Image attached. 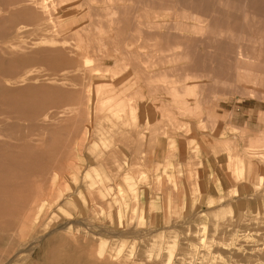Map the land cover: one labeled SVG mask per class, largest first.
Listing matches in <instances>:
<instances>
[{
  "label": "rangeland",
  "instance_id": "obj_1",
  "mask_svg": "<svg viewBox=\"0 0 264 264\" xmlns=\"http://www.w3.org/2000/svg\"><path fill=\"white\" fill-rule=\"evenodd\" d=\"M126 1L0 0V264L57 237L69 261L264 264V69L240 47L264 0ZM197 20L235 42L179 37Z\"/></svg>",
  "mask_w": 264,
  "mask_h": 264
},
{
  "label": "bare ground",
  "instance_id": "obj_2",
  "mask_svg": "<svg viewBox=\"0 0 264 264\" xmlns=\"http://www.w3.org/2000/svg\"><path fill=\"white\" fill-rule=\"evenodd\" d=\"M132 1V0H131ZM156 1V0H155ZM160 1V0H159ZM181 1V0H180ZM179 1V2H180ZM68 2V1H67ZM98 2V1H97ZM127 3L129 2V0L128 1H126ZM154 2V1H153ZM175 2V1H174ZM214 2V1H213ZM256 2V1H255ZM83 4H84V2H82ZM135 3H137V2H135ZM146 3H147V1H146ZM155 3V2H154ZM182 3V2H181ZM205 3V2H204ZM231 3H232V1H231ZM131 4H133L132 2H131ZM143 4V3H142ZM92 5V4H91ZM96 5V4H95ZM95 5H94V7H95ZM111 5V4H110ZM135 5V4H134ZM182 5V4H181ZM219 5V4H218ZM223 5V4H222ZM233 4H231V6H232ZM97 6V5H96ZM105 6V5H104ZM124 6V5H123ZM127 6V5H126ZM138 6L140 7L141 6V4L139 5L138 4ZM158 6V5H157ZM217 6V5H216ZM89 7V6H88ZM175 7V6H174ZM177 7V6H176ZM175 7V8H176ZM105 8V7H104ZM180 8V7H179ZM195 8V7H194ZM218 8H220V6L218 7ZM257 4L256 3H254L252 6H250V8H248V13H249V15H251V14H253V15H255V14H257ZM93 9V8H92ZM95 9V8H94ZM97 9H100V8H97ZM116 9L118 10V8L116 7ZM131 8L129 7V10H130ZM134 9V8H133ZM138 9V8H137ZM141 8H139L138 10H140ZM178 9V8H177ZM91 10V9H90ZM102 10V9H101ZM109 10V9H108ZM108 10L106 9V14H107V12H108ZM129 10H127V11H129ZM132 10V9H131ZM135 10V9H134ZM147 10H149V9H147ZM147 10H146V12H147ZM214 10V9H213ZM126 11V10H125ZM136 11V10H135ZM222 11V10H221ZM246 11V10H245ZM112 12V14H113V12H115V11H111ZM131 12H133V10L131 11ZM141 12V11H140ZM160 12V11H159ZM172 12V11H171ZM202 12V11H201ZM214 12V11H213ZM90 13V12H89ZM109 13V12H108ZM118 13V12H117ZM116 12H115V14H113V15H115L116 16V14H117ZM124 13V12H123ZM150 13V12H149ZM148 13V14H149ZM169 12H167V14H168ZM194 13L195 14H198V12L195 10L194 11ZM205 13V12H204ZM208 13H209V11H208ZM211 13V12H210ZM209 13V14H210ZM59 14V13H58ZM110 14V13H109ZM112 14H111V16H112ZM119 14V13H118ZM128 14V13H127ZM171 14V13H170ZM223 14H225V13H223ZM199 15V14H198ZM201 15V14H200ZM125 16H126V14H125ZM169 16V15H168ZM174 16V15H173ZM210 17H211V15H209ZM227 16V15H226ZM242 16H243V14H242ZM246 16H248L247 14H246ZM65 17V16H64ZM83 17V16H82ZM117 17H119L118 15H117ZM124 17V16H123ZM162 17V16H161ZM212 17H214L213 15H212ZM218 17V16H217ZM223 17H224V15H223ZM260 17V16H259ZM112 18H114V17H112ZM128 18V17H127ZM127 18H125V20L127 19ZM139 18V17H138ZM228 18V17H227ZM248 18V17H247ZM246 18V19H247ZM256 18V17H255ZM107 19V18H106ZM108 19H110V18H108ZM116 19V18H115ZM140 19V18H139ZM166 19V18H165ZM165 19H163V20H165ZM111 20H113V19H111ZM110 20V21H111ZM119 20H120V18H119ZM118 20V21H119ZM135 20L137 21V19H136V16H135ZM161 20H162V18H161ZM162 20V21H163ZM168 20V19H167ZM177 20V19H176ZM175 20V21H176ZM223 20V19H222ZM257 20V19H256ZM121 22H122V20H120ZM128 21H129V19H128ZM132 21H133V19H132ZM139 21V20H138ZM245 21V20H244ZM106 22H107V20H106ZM123 22H125V21H123ZM147 22V21H146ZM154 22V21H153ZM157 22H159L158 20H157ZM156 22V23H157ZM183 22V21H182ZM226 22H227V20H226ZM246 22L248 23V20H246ZM255 22V21H254ZM264 22V21H263ZM137 23V22H136ZM151 23V22H150ZM160 23V22H159ZM162 23V22H161ZM164 23V22H163ZM166 23V22H165ZM181 23V22H180ZM245 23V22H244ZM256 23H257V21H256ZM262 23V22H261ZM62 24V23H61ZM124 24V23H123ZM146 24V23H145ZM152 24V23H151ZM217 24V23H216ZM148 25V24H147ZM160 25V24H159ZM174 25V24H173ZM193 25V24H192ZM196 25V24H195ZM224 25H225V23H224ZM227 25V24H226ZM228 25H229V23H228ZM227 25V26H228ZM243 25V24H242ZM246 25V24H245ZM259 25H260V27H259ZM256 24L255 25V23H253L252 25H251V27H250V24L249 25H246L247 26V28H249L250 29V32H252V33H256L255 31L257 30V34H261V32L264 30V23H262V24ZM149 26V25H148ZM176 26V25H175ZM179 26H181V24H179ZM186 26V25H185ZM189 26V25H188ZM197 26L198 27H196V30L197 31H188V30H186V29H179V37H186L187 36V38L189 39V35H188V33L190 34H193V36L194 35H196V36H198V37H196V36H194L195 38V40H196V38L198 39V40H200L203 44H204V46L205 47H207L208 48V50H210V52H211V49H212V47H218V45H232L233 43H232V39H233V36H231L230 37V39L228 40V36H226L225 35V33H226V31H224L225 33H223L222 32V30H219V31H217L216 32V30H215V26L213 27V25H211L210 23H205V22H200V20H197ZM249 26V27H248ZM64 27H66V25L64 26ZM112 27V26H111ZM137 27H138V25H137ZM142 27V26H141ZM165 27V26H164ZM226 27V26H225ZM60 28V27H59ZM83 28V27H82ZM118 28V27H117ZM128 28V27H127ZM160 28V27H159ZM183 28H184V25H183ZM186 28V27H185ZM190 28V27H189ZM191 28H194V27H191ZM233 28V27H232ZM244 28V27H243ZM104 29V28H103ZM111 29V28H110ZM122 29V28H121ZM139 29H140V27H139ZM143 29V28H142ZM146 29V28H145ZM144 29V30H145ZM216 29H217V26H216ZM221 29V28H220ZM246 28H244V30H245ZM65 30H66V28H65ZM131 30V29H130ZM138 30V29H137ZM147 30V29H146ZM145 30V31H146ZM165 30V29H164ZM175 30V29H174ZM218 30V29H217ZM235 29L233 28V31H234ZM243 30V29H242ZM241 30V31H242ZM243 30V31H244ZM112 31V30H111ZM122 31H124V30H122ZM121 31V32H122ZM142 31V30H141ZM151 31H153V30H151ZM155 31V30H154ZM153 31V32H154ZM160 31V30H159ZM159 31H158V33H159ZM178 31V30H177ZM231 31V30H230ZM233 31H232V33H233ZM259 31H261L260 33H259ZM74 32V31H73ZM76 32V31H75ZM156 32V31H155ZM219 32V34L218 35H216L217 33ZM249 32V33H250ZM123 33V32H122ZM186 33V34H185ZM222 33H223V35H225V37H223L222 36ZM227 33H229L228 31H227ZM243 34H244V32H242ZM246 33V32H245ZM72 34V33H71ZM77 34H78V36H79V33H77L76 32V36H77ZM165 34V33H164ZM170 34V33H169ZM174 34V33H173ZM176 34V33H175ZM190 34V35H191ZM235 34V33H234ZM237 34V33H236ZM242 34V35H243ZM248 34V33H247ZM67 35V34H66ZM229 35V34H228ZM239 35V34H238ZM237 35V36H238ZM263 34H261V36H262ZM192 36V35H191ZM230 36V35H229ZM241 36V35H240ZM264 36V35H263ZM260 37V38H256L255 36L254 37H249V35H248V37H249V40H248V38H247V41H246V39L245 38H243L242 36V39H241V37H240V39H241V41L243 40V39H245V40H243L242 41V44H241V46H240V44L238 45V46H240V47H242V51H241V54H246L245 55V57H246V59L247 58H249V62H251V63H249V65L252 67V68H255L256 70L257 69H264V65H262V61H261V58H262V55H264V37ZM259 37V36H258ZM78 39H81L80 37H77ZM166 38V37H165ZM171 38V37H170ZM177 38V37H176ZM232 38V39H231ZM140 39V38H139ZM142 39V38H141ZM159 39V38H158ZM153 40V39H152ZM194 40V41H195ZM235 40H237V37H236V39ZM258 40V41H257ZM259 40H260V43H259V47H257V45H256V41L257 42H259ZM134 41V40H133ZM175 41V40H174ZM240 41V40H239ZM170 42H171V40H170ZM196 42V41H195ZM233 42H235L234 41V39H233ZM237 42V41H236ZM150 43V42H149ZM194 43V42H193ZM138 44V43H137ZM214 44V45H213ZM235 44V46H236V43H234ZM238 44V43H237ZM165 45V44H164ZM164 45H163V47H164ZM136 46V45H135ZM134 46V47H135ZM166 46V45H165ZM184 46H186L185 44H184ZM235 46H232V50L230 51V52H232L233 51V48H235ZM103 47V46H102ZM129 47V46H128ZM173 47V46H172ZM227 47V46H226ZM161 48H162V46H161ZM167 48V47H166ZM95 49V48H94ZM193 49H195V48H193ZM214 49V48H213ZM213 49H212V51H213ZM237 49H240L239 47L237 48ZM126 50V49H125ZM166 50V49H165ZM192 50V49H191ZM190 50V51H191ZM206 50V49H205ZM222 50V49H221ZM229 50V49H228ZM235 50V49H234ZM236 51V50H235ZM258 51V52H257ZM129 52V51H128ZM136 52V51H135ZM192 52H193V50H192ZM239 52V51H238ZM257 52V53H256ZM132 53V52H131ZM156 53V52H155ZM194 53V52H193ZM235 53V52H234ZM195 54V53H194ZM210 54H212V53H210ZM213 54H215L214 52H213ZM212 54V55H213ZM231 54V53H230ZM233 54V53H232ZM257 54H259V56L261 57H257L256 55ZM154 55V54H153ZM191 55V54H190ZM196 55V54H195ZM204 56V55H203ZM215 56L216 55H214V58H215ZM157 57V56H156ZM183 57V56H182ZM185 57H187V56H185ZM212 57V56H211ZM233 57H234V55H233ZM181 58V57H180ZM213 58V59H214ZM223 58H225L224 56H223ZM150 59H155V58H150ZM186 59V58H185ZM212 58H210V60H211ZM221 59V58H220ZM238 59V58H237ZM241 59V58H240ZM193 60V59H192ZM222 60V59H221ZM225 60V59H224ZM155 61V60H154ZM190 61V60H189ZM241 61V60H240ZM110 62V61H109ZM140 62V61H139ZM152 62H153V60H152ZM214 62H215V59H214ZM238 62V61H237ZM154 63V62H153ZM176 63H178V62H176ZM179 63H182V62H179ZM187 63V62H186ZM195 63V62H194ZM169 64H170V62H169ZM209 64H210V62H209ZM213 64V63H212ZM224 64V63H223ZM238 63H236V65H237ZM109 65V64H108ZM226 65V64H225ZM235 64H234V67L236 66ZM110 66V65H109ZM141 66H143V65H141ZM186 66V65H185ZM219 66H221V64L219 65ZM238 67H240V65H237ZM177 67H178V65H177ZM182 67H184V66H182ZM225 67V66H224ZM138 68H140V67H138ZM226 68V67H225ZM222 69V68H221ZM220 69V70H221ZM234 69V68H233ZM254 69V70H255ZM170 70H174V69H170ZM236 70V69H235ZM214 71H215V69H214ZM218 71V70H217ZM232 71V70H231ZM240 71V70H239ZM192 72V71H191ZM194 72V71H193ZM233 72H234V70H233ZM235 72H237L238 73V71H235ZM241 72V71H240ZM252 72H254V71H252ZM216 72H214V74H215ZM236 73V74H237ZM244 73H246V72H244ZM256 73V72H255ZM259 73V72H258ZM241 74V73H240ZM240 74H238V75H240ZM242 75V74H241ZM254 75V74H253ZM257 75V74H256ZM192 76V75H191ZM257 76H259V75H257ZM262 76H264V75H262ZM200 77V76H199ZM211 77H213V76H211ZM223 77V76H222ZM241 77V76H240ZM194 78V77H193ZM198 78V77H197ZM225 79V78H224ZM235 80V79H234ZM233 80V81H234ZM242 80V79H241ZM240 80V81H241ZM258 80V79H257ZM237 81H239V77H238V79H237ZM264 81V80H263ZM228 82V81H227ZM249 82H253V81H249ZM255 82V81H254ZM260 83H258V82H255L254 84H255V86L256 87H258V88H260L259 90H262V92H263V94H264V83L263 82H261V81H259ZM244 83V82H243ZM246 83V82H245ZM248 83V82H247ZM221 84H222V82H221ZM220 84V85H221ZM253 84V83H252ZM202 86V85H201ZM246 86V85H245ZM245 86H244V88H245ZM240 87V86H239ZM238 87V88H239ZM247 87V86H246ZM249 87V86H248ZM251 87V86H250ZM91 88V87H90ZM254 88V87H253ZM86 89V88H85ZM167 89V88H166ZM240 89H242V87L240 88ZM253 90V89H252ZM258 90V89H257ZM127 91V90H126ZM150 91V90H149ZM152 91V90H151ZM151 91H150V93H151ZM249 91V90H248ZM228 92V91H227ZM238 92V91H237ZM250 92V91H249ZM140 93V92H139ZM141 93H142V91H141ZM202 93V92H201ZM238 94V93H237ZM138 95V94H137ZM142 95V94H141ZM140 95V96H141ZM204 95V94H203ZM146 96V95H145ZM153 96H156L155 94L153 95ZM201 96V95H200ZM239 97H240V95H239ZM250 97V96H249ZM142 98V97H141ZM147 98H149V97H147ZM201 98H203V97H201ZM142 101V100H141ZM153 101V100H152ZM186 101V100H185ZM166 102V101H165ZM192 102V101H191ZM202 102H204L203 100H202ZM143 103V102H142ZM149 103V102H148ZM164 103V102H163ZM137 104V103H136ZM139 104V103H138ZM153 104V103H152ZM165 104V103H164ZM143 105V104H142ZM204 105V104H203ZM144 107V106H143ZM205 107V106H204ZM100 109V108H99ZM140 109V108H139ZM152 105H147V108L146 109H144L147 113H148V115H147V117L152 113ZM193 109V108H192ZM195 109H193V111H194ZM190 111V110H189ZM186 112V111H185ZM201 112H203V111H201ZM98 113V112H97ZM197 113V112H196ZM203 114V113H202ZM97 115V114H96ZM138 115V114H137ZM143 114L141 113L140 114V118L139 119H141L142 120V116ZM210 115V114H209ZM230 115V114H229ZM145 118V117H144ZM143 118V119H144ZM148 118H150V117H148ZM203 118V117H202ZM201 118V119H202ZM138 121V120H137ZM141 122V121H140ZM90 129V128H89ZM220 129V128H219ZM87 130V129H86ZM221 130V129H220ZM188 132V131H187ZM87 134H89L88 133V131H87ZM89 136V135H88ZM86 137H87V135H86ZM82 145V144H81ZM83 150V149H82ZM82 153V152H81ZM129 161V160H128ZM130 162V161H129ZM239 162V161H238ZM76 166V165H75ZM79 167V166H78ZM78 170V169H77ZM102 186V185H101ZM256 187V186H255ZM17 201V200H16ZM49 205V204H48ZM47 205V206H48ZM26 213V212H25ZM103 214V213H102ZM6 223V222H5ZM69 224V223H68ZM28 229V228H27ZM63 229V228H62ZM2 231V230H1ZM29 231V230H28ZM28 231H26V229H25V231L24 232H22L23 234L22 235H20V240L22 241H24L25 240V235L24 234H26L27 233V236H28ZM29 232H31V230L29 231ZM130 234V233H129ZM133 234V233H132ZM148 234V233H147ZM146 234V235H147ZM79 235V234H78ZM109 235H110V233H109ZM113 235V234H112ZM3 241H5L4 239H3ZM2 240H0V248H4V242H3ZM69 242H71V241H69ZM69 242L68 241H65L64 240V238L62 239V238H54L52 241H51V245H48V246H51V248L49 247L48 249L47 248H45L44 249V251H43V257H42V260H39L40 258H37V261H39V262H37L36 264H124V262H122L120 259L118 260V258H117V262L116 261H114L113 259H112V257L111 256H109V255H107L106 254V250H105V248L104 247H99L97 250H96V253H97V256H95V250H94V245L92 244V243H88V245L86 246V249H88V255L85 257V258H82V259H77V261H69L68 259H69V257L71 256V255H73L74 254V250L70 247V244H69ZM84 242V241H83ZM6 243V242H5ZM47 246V247H48ZM6 247V246H5ZM22 246H19V248L18 249H20ZM43 250V249H42ZM24 251H27V250H24V249H20V250H17V252L15 253V255H14V257H16L17 255H21V253L22 252H24ZM191 251V250H190ZM9 253V252H8ZM38 253H40V252H38ZM35 255H36V253H35ZM41 255V256H42ZM39 256V255H38ZM176 257V256H175ZM129 258H131V257H129ZM159 259V258H158ZM25 260V259H24ZM110 260H111V262H110ZM123 260V259H122ZM125 260V259H124ZM129 260V259H128ZM149 260V259H148ZM177 260V259H176ZM181 260V259H180ZM113 262H116V263H113ZM127 262V261H126ZM171 263H172V261H171ZM175 263V262H174ZM178 263H179V261H178ZM127 264V263H126ZM173 264V263H172ZM183 264V263H182Z\"/></svg>",
  "mask_w": 264,
  "mask_h": 264
}]
</instances>
